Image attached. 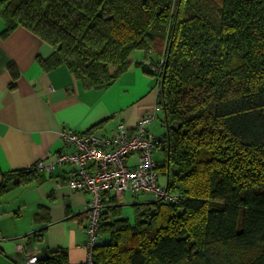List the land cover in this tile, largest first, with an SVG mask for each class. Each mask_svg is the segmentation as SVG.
Instances as JSON below:
<instances>
[{
  "label": "trees",
  "instance_id": "obj_1",
  "mask_svg": "<svg viewBox=\"0 0 264 264\" xmlns=\"http://www.w3.org/2000/svg\"><path fill=\"white\" fill-rule=\"evenodd\" d=\"M0 12L3 37L30 30L52 48L48 68L89 87L132 64L160 84L170 141L157 168L179 201L135 204L131 220L106 192L94 264H264V0H0ZM136 50L156 59L133 62ZM36 164L5 173L0 200L40 180ZM40 248L37 264L70 262L66 248Z\"/></svg>",
  "mask_w": 264,
  "mask_h": 264
},
{
  "label": "crops",
  "instance_id": "obj_2",
  "mask_svg": "<svg viewBox=\"0 0 264 264\" xmlns=\"http://www.w3.org/2000/svg\"><path fill=\"white\" fill-rule=\"evenodd\" d=\"M4 29L0 12V184L5 173L31 168L38 161L47 164L60 152L72 151L60 138L62 128L86 132L101 123L95 130L112 135L120 123L133 130L141 117L154 111L160 86L142 66L132 64L109 87H89L66 65L48 68L44 60L52 48L33 32L18 27L3 37ZM150 57L136 50L132 60L147 64ZM136 159L133 155L130 161ZM74 171L72 164L39 169L40 180L1 198L0 248L16 264L39 254L44 250L40 246L66 248L70 262L86 258V215H82L88 211L91 194L70 188ZM138 203L143 202L133 205ZM42 205L48 206L51 220L48 215L36 218ZM44 226L48 227L43 242L26 245L27 235Z\"/></svg>",
  "mask_w": 264,
  "mask_h": 264
},
{
  "label": "built area",
  "instance_id": "obj_3",
  "mask_svg": "<svg viewBox=\"0 0 264 264\" xmlns=\"http://www.w3.org/2000/svg\"><path fill=\"white\" fill-rule=\"evenodd\" d=\"M159 63L162 64L163 60ZM161 110L156 103L154 111L141 117L133 130L120 123L112 135H104L97 130L76 132L72 128H62L60 138L73 148L72 151L60 152L54 161L47 164L37 162L38 169L49 171L54 170L56 164L74 165L70 188L91 194L89 217L84 226L87 256L84 260L67 264H94L93 250L100 239L99 222L106 192L116 195L121 202L127 192L134 196L147 193L158 200L173 203L179 201L178 193L170 192L167 185L159 183L160 171L154 154L157 144L154 135L148 131V124ZM133 155L137 159L130 161ZM37 263L38 254L34 252L22 264Z\"/></svg>",
  "mask_w": 264,
  "mask_h": 264
},
{
  "label": "rangeland",
  "instance_id": "obj_4",
  "mask_svg": "<svg viewBox=\"0 0 264 264\" xmlns=\"http://www.w3.org/2000/svg\"><path fill=\"white\" fill-rule=\"evenodd\" d=\"M153 57L156 59V56H153ZM162 115H163L162 112H159L157 115V118L154 121H152L149 125L151 132L155 136L156 135H162V134L166 133V131H167L166 126L161 121ZM154 154H155V157L158 161L164 160L165 154H164L163 150L156 148L154 150ZM159 175H160L159 176V183L165 186L166 182H167V175L164 173H159ZM12 194H14V193H11V196H12ZM8 195H6V197ZM154 199H156V198L151 194L144 193V194L134 196L130 192H127L126 196L124 197L123 202L120 204H123L122 209H123L124 214L126 216H129L131 220H135V208H134L133 203L134 202H149V201L154 200ZM10 261H13L14 264H16V262H17L16 260L14 261L13 257L8 256V254L0 248V264H9Z\"/></svg>",
  "mask_w": 264,
  "mask_h": 264
},
{
  "label": "water",
  "instance_id": "obj_5",
  "mask_svg": "<svg viewBox=\"0 0 264 264\" xmlns=\"http://www.w3.org/2000/svg\"><path fill=\"white\" fill-rule=\"evenodd\" d=\"M154 141H155L156 144H160L161 145L160 146V150L164 151L166 149V147H167V149H169L168 144H169V141H170V136H169L168 131H166V135L162 134V135L154 136ZM44 227H46V226H44Z\"/></svg>",
  "mask_w": 264,
  "mask_h": 264
},
{
  "label": "flooded vegetation",
  "instance_id": "obj_6",
  "mask_svg": "<svg viewBox=\"0 0 264 264\" xmlns=\"http://www.w3.org/2000/svg\"><path fill=\"white\" fill-rule=\"evenodd\" d=\"M157 147L160 148V144Z\"/></svg>",
  "mask_w": 264,
  "mask_h": 264
},
{
  "label": "clouds",
  "instance_id": "obj_7",
  "mask_svg": "<svg viewBox=\"0 0 264 264\" xmlns=\"http://www.w3.org/2000/svg\"><path fill=\"white\" fill-rule=\"evenodd\" d=\"M159 144H157V146H158ZM158 148V147H157ZM160 149V148H159Z\"/></svg>",
  "mask_w": 264,
  "mask_h": 264
}]
</instances>
